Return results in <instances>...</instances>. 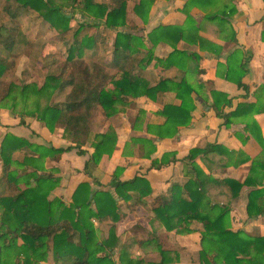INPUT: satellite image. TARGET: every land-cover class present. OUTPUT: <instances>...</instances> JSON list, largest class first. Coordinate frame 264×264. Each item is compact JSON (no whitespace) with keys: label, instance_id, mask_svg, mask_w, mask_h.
Returning a JSON list of instances; mask_svg holds the SVG:
<instances>
[{"label":"crops","instance_id":"obj_1","mask_svg":"<svg viewBox=\"0 0 264 264\" xmlns=\"http://www.w3.org/2000/svg\"><path fill=\"white\" fill-rule=\"evenodd\" d=\"M95 1L108 3V0ZM138 1L125 0L126 25L123 28L138 40L131 43L134 51L130 52L131 57L125 58L127 68L124 69L130 70V74L144 81L147 87L155 86L161 79L168 81L169 85L158 89L154 97H148L145 93L136 98L127 97L128 104L120 105L114 115L100 120V125L92 131L104 133L107 127L112 128L115 148L110 155L100 157L97 164L88 163L84 171L87 156L72 150L62 152L58 157L45 155L35 161L36 172L49 174L55 179L56 183L47 194V199L57 198L65 205L71 203L74 189L83 181L115 197L113 185L117 179L112 174L116 167L120 168L117 172L120 180L144 176L148 180L150 193L140 201L131 192L133 197L126 201L115 197L119 212L116 221L91 219L98 238L105 239L109 227H112L116 239H119L120 243L111 251L114 264H119L117 256L120 250L125 257L140 260L142 264L156 263L160 258L158 245L168 254V264H199L201 223L190 220L188 227L191 230L185 233L166 231L162 225L150 222L154 214L153 206L156 205L154 199L158 195H168L171 184H181L188 179L190 161L187 154L191 149L202 150L208 144L223 146L232 160L240 159L243 155L246 161L234 166L216 164L210 171L201 162V154L194 156L193 162L202 172L214 178L243 182L250 177V182L243 184L232 199L219 188H214L210 192L216 193V197L210 198V201L228 206L229 229L232 232L241 230L249 236H264V214L255 218H248L246 214L248 192L264 190V111H256L264 105V90L261 89L264 86V41L260 40L264 27V6L261 0H142L141 5H136ZM134 6L136 14L133 13ZM26 10H22L16 19ZM81 21L89 22V19L74 13L70 27L74 28V22ZM48 25L43 38L39 37L42 41L39 40L38 48L43 56L36 58L40 69H44L43 74H38L37 78L35 72V79H24L22 82L20 78L18 81L10 79L9 83L43 85L48 64L57 56L53 51L64 47L59 34ZM82 33L93 37L89 51L96 52L94 58L85 59L95 60L104 66L105 72L115 74L116 68L111 58L115 30L104 29L100 24L82 29ZM49 39L54 46L50 54L43 52ZM13 50L0 82L9 73L11 57L15 55ZM17 59L19 63L23 58ZM24 59L28 61L33 58ZM122 59H119V63H122ZM178 82L185 84L187 100L192 105L191 119L187 125L177 126L176 133L170 138H156L146 131L145 126L160 125L165 120L159 112L162 107L179 104V99L175 97L176 89L171 88L172 84ZM66 91L67 88L62 93ZM59 92H54L49 101L62 99ZM225 99L229 105L223 103ZM214 105L223 113L230 114L234 109L236 113L222 123L223 118L216 115ZM248 124H253V136L246 129ZM5 132L37 147L68 144L61 135L60 127L54 126L48 130L37 118L28 115L20 117L17 111L13 112L3 105L0 107V137ZM83 148L90 150L87 144ZM162 153H169L174 159L158 168L150 167L151 160L159 159ZM29 157L37 158L35 151L29 147L11 154L9 171L13 172L12 183L7 181L6 175L1 179L0 165V191L12 193L6 196L25 188L28 181L31 185L34 183L29 176L32 170L30 163L18 165ZM215 158L224 159L217 154ZM251 162H255L252 167ZM93 178L100 181L102 187L91 184ZM15 179L19 183L8 189ZM261 200L264 202V195ZM123 243L126 246L122 247ZM49 262L52 264L48 256L45 262L37 264Z\"/></svg>","mask_w":264,"mask_h":264},{"label":"trees","instance_id":"obj_2","mask_svg":"<svg viewBox=\"0 0 264 264\" xmlns=\"http://www.w3.org/2000/svg\"><path fill=\"white\" fill-rule=\"evenodd\" d=\"M8 1L10 2L6 0ZM11 1L13 6L2 8L8 21L14 22L24 9L34 11L59 34L64 46V57L58 68L55 66L57 59L49 62L41 87L35 83L0 84V107H9L11 111H17L20 117H35L48 130H52L54 126L60 127L61 135L68 144L37 147L6 132L0 137L1 175H6L9 183L13 180V172L9 171L13 151L29 147L37 154V158H24L19 164L16 163H30L32 170L29 176L34 179V183L31 185L28 181L25 188L19 189L12 196L0 195V264H37L45 262L48 256L52 264H114L111 251L119 239H116L112 227H109L105 239L98 238L91 219L108 218L116 221L119 214L116 198L126 201L133 194L140 201L150 193L148 180L141 175L134 179L120 180L117 176L120 168L116 167L112 174L117 179L113 185L116 198L83 181L74 189L71 203L65 205L57 198L47 199V194L56 182L49 174L37 173L35 161L41 160L45 155L58 157L62 152L77 150L78 154L87 156L83 165V170L86 171L88 163L97 164L100 157L110 155L115 148V132L112 128L107 127L104 133L92 131L95 129L92 121L96 113L107 119L119 110L120 105L128 104L127 97L136 98L141 93L154 97V93L158 89L167 88L169 82L161 79L155 86L147 87L144 81L132 76L130 70L124 69L127 68L125 58L131 57L130 52L134 51L131 43L138 40L123 28L126 25L125 0H108V3L95 0ZM261 1L264 6V0ZM141 4L142 0H139L136 5ZM74 13L89 19V22H76L74 28L70 27ZM11 22L10 26H0V77L7 70V59L15 44L22 41L18 29ZM100 24L104 29L115 30L111 49L115 74L105 72L104 66L95 60L85 59L94 58L96 52L89 51L94 40L92 36L82 33V29ZM69 33L71 36L64 39ZM260 40L264 41V27ZM119 59L123 60L122 63H119ZM184 85V82L172 84L171 88L176 89L175 97L179 99V104L162 107L159 112L165 120L160 125L147 124L145 129L148 133L156 138L166 139L176 133L177 126L189 123L192 105L187 100ZM66 88L68 91L62 93ZM261 89L264 90V86ZM58 91H61L59 93L62 99L49 101L53 93ZM223 103L229 105L226 99ZM235 110L226 114L214 105L216 115L223 118L222 123L233 117ZM256 111L263 112L264 105ZM246 129L251 135L254 134L253 124H248ZM86 144L90 150L83 148ZM199 154L208 171L216 164L234 166L247 159L242 155L240 159L232 160L227 149L217 144H208L202 150L191 149L187 154L190 161L188 179L181 184H171L168 195L155 197L156 205L153 206L154 214L150 222L162 225L166 231L175 230L177 233L189 232L190 220L201 223L199 264H264V236H249L241 230L232 232L229 229L228 206L210 201V198L216 197V193L210 192L214 188H219L230 199L235 198L240 187L249 184L250 177L243 182L214 178L209 173L202 172L193 162L194 156ZM216 154L224 159L217 160ZM173 159L174 156H169V153H162L159 159L151 160L150 167L158 168ZM253 163L255 162H251V167ZM87 174L92 177L89 172ZM92 181L91 184L102 187L100 181L95 178ZM17 183L19 182L15 179L12 185H8V189L16 187ZM263 195L264 190L248 192V218L264 214V202L261 200ZM123 246L126 244L123 243ZM157 251L160 256L158 262L147 264H168V254L159 245ZM117 259L119 264H142L140 260L125 257L121 250Z\"/></svg>","mask_w":264,"mask_h":264},{"label":"rangeland","instance_id":"obj_3","mask_svg":"<svg viewBox=\"0 0 264 264\" xmlns=\"http://www.w3.org/2000/svg\"><path fill=\"white\" fill-rule=\"evenodd\" d=\"M11 2H12L11 0L10 2L9 1L6 2V0H0V26L1 25H5L6 27L10 26L11 21H8V18L6 14L3 12L2 8L3 6H7V5L13 6ZM11 24L19 28L18 31L20 32V37L23 38L22 39L23 41L18 42L19 44L13 50V53H15V55L11 57L13 58V60H11L12 63L9 69V73L8 75H5L4 78H2V81L0 83L3 85L8 83L10 79L14 81H18L20 78L21 82L24 81V79H29V78L35 79L34 78L35 72L37 73V78H38V74L42 75L44 72V69L43 70L40 69V64L38 62V59H41V57L43 56V53L39 52L38 44H40V41H42L39 39V37H41V39L43 38V34L46 29L47 23L45 22V20L38 17L35 12L26 10L23 13H21V15L14 22H11ZM73 25L75 26L76 22H74ZM68 37L69 36H65L64 39H67ZM53 48L54 46L52 45V40L49 39L48 46L43 49V52L45 53L47 52L48 54H50ZM2 52L5 53L7 56V53L5 51ZM53 52L54 55H57L54 58L57 59V61L55 60V66L58 68L61 64L60 61L61 58L64 57V51L62 49H58V51L54 50ZM17 58H23V59H20L18 63ZM24 58H33V59L26 61ZM14 71L18 73L15 74ZM12 72H14L13 77L11 76ZM100 120L102 121L103 118L101 117L100 114L96 113V116L92 121L93 122L92 125L97 128L100 125L99 124ZM1 179H3L2 175H1ZM1 194L8 195L12 193L10 191L6 192L5 190H3L0 191V195ZM17 241L19 243L21 242L18 239ZM47 264H51V263L49 262Z\"/></svg>","mask_w":264,"mask_h":264}]
</instances>
